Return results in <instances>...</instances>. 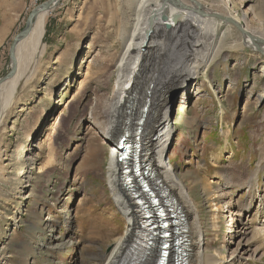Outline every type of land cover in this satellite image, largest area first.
I'll return each mask as SVG.
<instances>
[{"label":"rangeland","instance_id":"1","mask_svg":"<svg viewBox=\"0 0 264 264\" xmlns=\"http://www.w3.org/2000/svg\"><path fill=\"white\" fill-rule=\"evenodd\" d=\"M46 1L19 5L16 26L0 46V78L10 70L13 38ZM134 1L61 0L50 13L42 55L31 62L0 121V264H88L94 254L111 250L100 242V230L123 234L106 182L111 148H103V136L83 120L95 99L90 89L100 73L115 71L124 51L118 31ZM233 7H251L259 16L256 26L264 28V0H234ZM238 32L219 28L215 48L222 53L203 76L170 91L165 156L203 212L204 247L212 260L264 264L261 237L249 235V260L238 261L232 256L239 237L228 233L244 207H253L249 219H255L264 201V58L240 49ZM115 82L112 76L107 93ZM252 175L255 184L245 185ZM261 212L253 227L263 233L264 204ZM255 249L263 256L256 258Z\"/></svg>","mask_w":264,"mask_h":264},{"label":"bare ground","instance_id":"2","mask_svg":"<svg viewBox=\"0 0 264 264\" xmlns=\"http://www.w3.org/2000/svg\"><path fill=\"white\" fill-rule=\"evenodd\" d=\"M60 1L52 0L46 9L39 5L33 8L37 12L30 31L15 47V73L0 84V121L11 110L18 86L27 75L31 62L42 55L47 20ZM233 6L234 0H210L208 3L205 0H135L133 8L130 7L131 12L120 22L118 42L120 46L124 44V51L115 71L109 75L100 73L96 87L90 89L95 99L87 109L88 117L83 122L86 128L94 127L103 136V148H111L107 158L106 182L122 216L124 231L120 234L107 227L100 230V242L111 246V250L94 254L88 264H156L158 261L159 253L156 250L155 254V247L142 251L140 255L134 253L138 228L136 207L129 193L122 188L121 165L117 161L114 145H110V140L118 141L125 134L129 135V140L139 137L142 144L140 158L146 157L151 163L153 191L160 197L172 199L183 215V264H220L205 251L203 212L195 202L196 198L191 197L185 180L176 175L175 168L166 159L172 134L166 104L170 91L179 86L185 87L203 76L217 55L222 53L215 48L219 28H237L240 31L237 34L240 49H251L264 58V28L256 26L259 16L251 7L238 12L231 9ZM112 76L116 82L107 93ZM71 107L72 102H69L67 108ZM77 125L80 126L79 121ZM37 127L39 124L35 129ZM255 179L252 175L245 185L255 184ZM195 182L190 190L195 187ZM135 194L145 197L138 188ZM263 204L264 201L260 210L256 209L253 214L255 219H249L253 207H244L237 215L240 217V221L236 220L238 227L228 231L234 233V238L239 237L233 260H249L244 255L252 252L249 241L252 233L264 240V231H256L253 227L257 215L261 216ZM253 251L256 258L263 256L261 249ZM167 264H174L173 253L169 255Z\"/></svg>","mask_w":264,"mask_h":264},{"label":"water","instance_id":"3","mask_svg":"<svg viewBox=\"0 0 264 264\" xmlns=\"http://www.w3.org/2000/svg\"><path fill=\"white\" fill-rule=\"evenodd\" d=\"M51 1L52 0L41 3L39 6L42 9H46L47 7H49ZM36 12H37V9H34L29 13V15L27 16V19H26L25 27L13 38L12 43H11L10 48H9V58H10V64L12 65V67H11L10 71L4 77L0 78V84L2 81L12 77L15 73V66H14L15 47L29 33L31 23H32V20L35 16ZM143 110H145V109H143ZM136 167H138L137 169H138L139 173L141 174V182L144 183L147 187V190H145V195L147 196L148 199L153 201L152 207L156 209V207L159 206V202H160L161 198L159 196L155 195V193L152 191L151 187L149 186V180H151L153 178V171L151 169V163L148 162L146 160V157H145V160H143V162H141V164H136ZM165 199H167V202H165V205L174 209V207H175L174 202L170 198H165ZM164 233L166 235H169L170 231L168 229H163V230L159 231V235H157V240H159L158 264H165L167 255L170 252V248H169L170 240L167 237L162 236ZM164 244H166V246H163Z\"/></svg>","mask_w":264,"mask_h":264},{"label":"crops","instance_id":"4","mask_svg":"<svg viewBox=\"0 0 264 264\" xmlns=\"http://www.w3.org/2000/svg\"><path fill=\"white\" fill-rule=\"evenodd\" d=\"M21 2L22 0H0V46L16 26L19 16L18 7Z\"/></svg>","mask_w":264,"mask_h":264}]
</instances>
